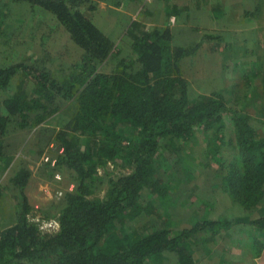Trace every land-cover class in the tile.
Returning <instances> with one entry per match:
<instances>
[{"label":"trees","instance_id":"obj_1","mask_svg":"<svg viewBox=\"0 0 264 264\" xmlns=\"http://www.w3.org/2000/svg\"><path fill=\"white\" fill-rule=\"evenodd\" d=\"M11 1L50 12L80 55L61 80L46 67L31 69L20 62L0 66V150L9 124L38 126L59 111L58 98L73 101L69 119L55 133L62 152L51 167L70 171L75 188L63 195L58 228L45 232L28 216L31 206L24 189L30 171L21 167L14 173L9 183L18 189L21 207L17 221L0 231V264H168L165 253L174 254L176 264H198L189 246L198 242L199 233L227 230V221L203 218L174 228L163 220L152 229L123 228L141 215L162 218L157 204L168 202L176 188L168 177L170 163H180L183 144L197 132L203 133L214 162L212 173L229 197L244 210L264 200V132L253 127L247 112L229 107L222 93L189 98L180 60L193 54L200 41L173 45L170 28L141 29L132 39L131 53L114 69L103 71L113 42L80 10H94L103 0ZM20 72L34 82L32 96L22 90L8 93ZM259 76L264 116V63ZM34 140L42 149L45 143L39 136ZM109 162L127 171L102 178L99 168ZM104 178L107 188L100 198L95 193ZM249 225L256 245V233L264 232V214Z\"/></svg>","mask_w":264,"mask_h":264},{"label":"rangeland","instance_id":"obj_2","mask_svg":"<svg viewBox=\"0 0 264 264\" xmlns=\"http://www.w3.org/2000/svg\"><path fill=\"white\" fill-rule=\"evenodd\" d=\"M80 10L113 42L110 57L101 65L103 71L114 69L120 58L131 53L132 39L141 29L168 27L173 45L188 46L200 41L193 54L180 60L182 74L188 81L189 98L212 91L222 93L229 107L247 112L253 127L264 132L259 86L264 63V0H103L96 3L94 10L86 6ZM0 12V66L20 62L31 69L46 67L53 78L63 79L79 57L80 49L56 18L41 7L11 0H0ZM132 22L138 23L131 29ZM205 34L213 38H205ZM34 88V82L20 72L12 79L8 93L22 90L32 96ZM3 95L0 91V112L4 111ZM57 102L60 109L48 120L24 129L11 123L3 136L1 225L12 215L9 216L7 201L21 207L18 189L17 193L11 190L7 193L4 188L8 185L2 182L21 167L30 171L27 183L32 196L30 205L33 211H42L32 213L37 216L32 220L40 224L56 221L63 195L75 188L70 171L63 167L54 170L43 160L44 155L56 159L59 146L55 133L74 108L71 100L58 98ZM37 136L45 143L42 149L34 142ZM183 146L180 163H170L168 171L176 188L169 193L168 202L157 204L162 218L157 221L153 216L141 215L127 224L124 231L152 229L157 224L162 225L163 220L170 221L174 228H184L203 218L221 219L229 223L227 230L210 229L199 233L198 242L189 246L197 263L264 264V232L256 233L255 245L251 238L255 233L249 225L252 219L264 214V200L244 210L229 197L212 173L214 162L209 158L203 133L197 132ZM221 152L223 156L227 154L225 146ZM126 171L125 167L109 162L99 168V175L106 178ZM55 173L61 178L56 179ZM105 178L95 193L100 198L106 192ZM165 254L168 256L166 263L176 264L174 254Z\"/></svg>","mask_w":264,"mask_h":264},{"label":"crops","instance_id":"obj_3","mask_svg":"<svg viewBox=\"0 0 264 264\" xmlns=\"http://www.w3.org/2000/svg\"><path fill=\"white\" fill-rule=\"evenodd\" d=\"M14 175V173L9 177H7V179H5V180H3V182L2 183H7V185H8V188H4V190L5 191H7V193H9L10 192V190L13 192V193H17L16 192V187H14V186H12V185H10V183H9V179L12 177ZM29 185L30 184H27L26 185V187H25V189H24V194L26 195V197H27V199H28V202H29V204L31 203V198H32V196H31V189L29 188ZM6 193V192H5ZM15 195H17V194H15ZM4 198H5V196H4ZM8 198V197H7ZM7 204H8V211H9V216L12 214V215H14L13 217H12V215H11V218H9L8 220H7V222L6 223H4L3 225H1L0 224V231L1 230H3V229H5V228H7V227H9V226H11V225H13L16 221H17V218H18V216H19V213H18V211H20L19 209H20V207H18L17 205H14V203H9L8 201L6 202ZM16 206H17V208H16ZM31 206V205H30ZM36 206V205H35ZM37 211V213H42V211L40 210H36ZM36 211H33V207L31 206V209H30V212H29V217L30 218H33L34 219V217H37L36 216V214H33V216H32V213H35ZM32 216V217H31ZM58 228V227H57ZM56 228V229H57Z\"/></svg>","mask_w":264,"mask_h":264},{"label":"built area","instance_id":"obj_4","mask_svg":"<svg viewBox=\"0 0 264 264\" xmlns=\"http://www.w3.org/2000/svg\"><path fill=\"white\" fill-rule=\"evenodd\" d=\"M51 147H52V145H51ZM58 152L59 153H61L62 152V149L61 148H59V150H58ZM43 160L45 161V162H49L52 166L55 164V161H56V159H52V158H50L48 155H44V158H43ZM55 178L56 179H60L61 177H60V175L58 174V173H55ZM61 193H59V195H60ZM36 221H38V220H36ZM40 224V223H39ZM58 227V223H57V221H53V222H48V223H41L40 224V229H42L43 231H45V232H50V231H54V230H56V228Z\"/></svg>","mask_w":264,"mask_h":264}]
</instances>
